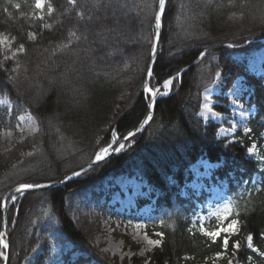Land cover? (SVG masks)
<instances>
[{
  "label": "trees",
  "instance_id": "16d2710c",
  "mask_svg": "<svg viewBox=\"0 0 264 264\" xmlns=\"http://www.w3.org/2000/svg\"><path fill=\"white\" fill-rule=\"evenodd\" d=\"M158 6L159 0H46L38 10L35 0H0V40L7 37L19 49L10 56L0 43V101L11 103L0 108V131L13 129L25 112L37 124L33 134L0 153V230L3 200L14 187L65 176L109 145L114 131L121 141L143 120L150 98L140 94ZM108 12L123 13L134 27L144 21V37L120 44L117 52L110 44L109 55L90 52L86 43L94 31L110 27L100 20ZM259 38H264V0H168L151 86L174 78L171 94L156 102L145 131L119 153L59 187L27 193L12 206L9 264H25L39 245L42 252L31 264H44L51 237L72 246L62 264H216L218 255L232 253L235 239L225 248L222 235L214 240L204 232L231 220L244 237L247 255L242 252L241 260L250 255L254 264H264V76L250 73L247 63L261 44L237 47ZM219 74L223 91L243 77L251 92L248 105L256 108L249 132L238 131L234 141L220 138V125L201 115L204 91ZM48 83L55 87L37 100ZM215 108L229 112L222 105ZM254 144L259 154L251 155ZM201 160L218 165L213 180L225 189L223 212H231L222 224L212 215L201 220L202 199L188 186ZM119 177L145 182L149 194L139 203L152 204V228L161 233V243L147 255L134 252L123 263L95 244L101 223L88 216L91 204H100L106 194L105 186ZM110 196L100 211L108 209ZM248 237L256 251L248 248Z\"/></svg>",
  "mask_w": 264,
  "mask_h": 264
},
{
  "label": "rangeland",
  "instance_id": "374dc122",
  "mask_svg": "<svg viewBox=\"0 0 264 264\" xmlns=\"http://www.w3.org/2000/svg\"><path fill=\"white\" fill-rule=\"evenodd\" d=\"M100 20L102 23L108 22L110 27L108 29L102 28V32L94 31L92 35L95 37L86 43V48L90 52L100 50L104 55H109L110 44L117 48L115 49L117 52L120 44L137 42L144 37L143 34H140L142 30L141 25L144 26V21L140 24L141 28L134 27L125 18L123 13L114 12H108ZM107 32L114 33L106 39L98 37L102 33ZM8 40L7 37L3 39L4 47L10 56H15L19 52V49L13 48L12 42ZM178 49L179 46L175 45V51L173 50L172 52L175 53ZM247 61L250 72L258 76H264V43L261 44L258 50L252 52L247 57ZM222 80L221 74H219L216 82L205 91L201 114L206 121L211 120L221 124L219 130V136L221 138L230 137L231 139H235L234 136L240 128H245V131H248L246 128L247 119L254 113L255 109L249 108L246 105L247 98H244V96L247 87L243 79H238L234 86L225 93V96L230 99L228 106L230 113L218 111L215 105L222 103L218 99L222 95ZM46 86V90L43 92L40 91L36 96L37 100L43 99L46 93L55 87L54 83H48ZM1 106H11V103L7 100L5 102L0 101ZM36 129L37 124L33 117L27 112L22 113L18 117L17 124L13 129L0 131V153L6 151L28 135L33 134ZM249 152L250 154H258L259 148L253 145ZM216 167L217 165H213L206 160L199 161L193 167L195 179L188 186L196 192L197 197H201L202 199L199 204L201 220L204 221L209 215H212L217 217V219H214L215 221H221L222 224L225 220L219 219V216L224 213L223 207L225 203L220 202L224 197L223 190H220L213 180V173ZM145 186V182L139 178L119 177L113 184L105 186L104 190L106 194L101 198L100 204L93 202L90 206V211H88V216L92 221L99 220L101 223V229L96 235L95 244L102 245L101 250L109 252L112 256H118L121 263L126 258L130 259L134 252L140 255H147L150 250L157 247L149 245V239L159 240L161 243V236L156 235L158 232L153 230L151 217L149 216L152 212V204L144 203L140 206L139 203L140 198L146 197L149 194V190L145 189ZM109 193L111 195L107 202L109 207L105 212L100 211L101 206L106 203L107 194ZM228 223L226 222L224 226ZM138 225L140 226L139 228L137 227ZM236 228L237 230L229 236V243L235 239L234 245L239 244L240 247L237 249L233 246L232 253L228 254L227 252L226 254L218 255V263L216 264H254L250 255L247 256L246 260H241L242 252L245 255L244 246L241 244L244 237L239 235L238 223ZM50 239V256L45 261V264H62V255L70 251L72 246L68 243L62 244L55 241L53 237ZM250 242L251 240L248 237L246 243L251 244ZM135 246H138L137 250L134 249ZM250 249L256 251L254 247ZM41 252L42 248L39 245L26 264H31L34 261V257ZM77 255L78 253L74 252L71 255L73 257L72 259H75Z\"/></svg>",
  "mask_w": 264,
  "mask_h": 264
},
{
  "label": "water",
  "instance_id": "95a60500",
  "mask_svg": "<svg viewBox=\"0 0 264 264\" xmlns=\"http://www.w3.org/2000/svg\"><path fill=\"white\" fill-rule=\"evenodd\" d=\"M167 3V0H166ZM166 7V4H165ZM161 26L158 28L156 26V20H155V31H156V38H155V45L152 51V55H151V61L147 70V74L145 77V81L143 84V88H142V92H141V96L144 95L145 92H149V91H156L157 89H152L151 85H150V80L153 74V67L154 64L157 60L158 57V53H159V47H160V41H161V37H162V31H163V15L161 17ZM253 42H262L264 43V39H255L253 40ZM198 61V60H197ZM197 61H195V63H197ZM194 63V64H195ZM190 67L185 68L181 73H179L177 76H182V74L184 72H186ZM149 73L151 75H149ZM174 78H172L171 80L173 81ZM172 87V86H171ZM165 89L164 85L158 88V92H156V95L153 96L152 95V99H151V103L149 106V110L147 115L144 117V119L140 122V124L138 125V127L131 132V134H129V136H127L123 141L122 144H125L129 139H131L134 135H137L138 133H141L145 130V128L147 127V125L149 124L150 120L152 119L153 115H154V109H155V105L158 99L168 96L170 92L166 93L163 92L162 90ZM170 90V89H169ZM117 139L114 140V142L109 145L108 147V152L107 153H103L101 152L100 155L103 157L100 160H97V156L90 161L89 163H87L86 165L78 168L77 170L73 171L72 173L65 175L57 180H54L52 182L49 183H45V184H40V185H28L30 187L24 188V190L22 191H18V189H21L22 186L25 185H21L19 186L16 191L13 193V195L10 198V201L8 202V205L6 208L3 209V219H2V225H1V240H3L5 243L8 244V250H7V255H6V261L5 264H9V250H10V242H9V234L7 233V224H8V212L10 209V205L12 203V201L20 196H23L29 192H37V191H43V190H48L51 188H55L58 187L60 185H62L63 183H65L67 180L71 179V178H75L78 175L84 173L85 171L89 170L90 168H92L93 166H95L96 164L102 162L103 160H105L106 158H108L109 156L116 154L119 151V146H115ZM78 173V175H77Z\"/></svg>",
  "mask_w": 264,
  "mask_h": 264
},
{
  "label": "snow or ice",
  "instance_id": "6c2138e0",
  "mask_svg": "<svg viewBox=\"0 0 264 264\" xmlns=\"http://www.w3.org/2000/svg\"><path fill=\"white\" fill-rule=\"evenodd\" d=\"M70 3H75V0H69ZM165 4H166V0H159V10L157 12V15L155 17V20H156V26L159 28L161 26V17L164 13V10H165ZM46 6V0H35V8L38 9V10H43ZM17 8H19L20 6L19 5H16ZM49 9H50V13H51V8L49 6ZM41 19H43V17H41ZM4 41L0 40V43H3ZM21 51H23V46H21L20 48ZM203 55V54H202ZM149 75H151L149 73ZM172 80H167L164 82V88L165 89H170L171 86H172ZM159 90L157 89L156 91L152 92L151 94L153 96L156 95V92H158ZM166 94V93H165ZM101 151L103 153H107L108 152V148H102ZM97 160H100L102 159L103 157L100 155V154H97ZM78 175V173H77ZM27 187H30L28 185H25V186H22L21 189H18V191H22L24 190V188H27ZM4 208H6L7 206L6 205H3ZM231 212H230V209H225L224 213L222 215L219 216V219L221 220H228L229 216H230ZM237 221L236 220H231L226 226H218L217 229L215 231H205L204 234L206 236H209L211 237L212 239H216L218 237H220L222 234H224L223 236V244L225 246V248H227L228 244H229V236L231 234H233L237 228H236V225H237ZM138 228L140 227L139 225L137 226ZM157 236H160L161 233H157L156 234ZM252 238L249 237V240H251ZM148 244L149 245H153V246H158L160 244V241L159 240H151L149 239L148 240ZM0 246H3L4 248H7L8 247V244L5 243L3 240H0ZM235 248H239L240 245L239 244H235L234 245ZM249 247H251V244H249Z\"/></svg>",
  "mask_w": 264,
  "mask_h": 264
}]
</instances>
